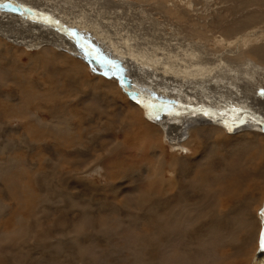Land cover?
<instances>
[{
  "label": "rangeland",
  "instance_id": "374dc122",
  "mask_svg": "<svg viewBox=\"0 0 264 264\" xmlns=\"http://www.w3.org/2000/svg\"><path fill=\"white\" fill-rule=\"evenodd\" d=\"M43 1H51L52 4L54 1L56 4L53 7L58 6L56 10L61 11L58 16L54 15L59 19L57 25L53 24L56 30L60 31L59 27L64 26L73 30L72 32L78 31L75 32L77 37L87 40L90 45L93 44L87 36L96 39L98 37L102 41L105 39L103 42L107 47L110 45L128 56L121 63L118 61L120 54L116 58L118 63L113 60L106 62L119 67L120 73L131 87L152 96L153 99L130 96L122 87L117 67H111L92 56L91 50L84 45L80 44L83 48L80 45L79 47L87 50L88 53H85L94 62L89 58L86 61L78 52L60 51L59 48L43 42L40 36L36 39L27 37L26 44L22 42L24 38L19 37V31L16 34L9 31L0 34V42L5 41L9 45L8 48L0 46V264H135L133 261L136 264H168L165 259L170 264H264V251L259 246L260 233L264 230V217L259 214L264 208V179L261 171L264 167V128L251 127L253 124L249 121H254V118L247 114L264 116L258 110V107H264V94L261 92L264 90V65L245 54L240 58L239 52L230 57L228 54L221 56L223 45L219 42L224 39L219 33L230 28L231 21H238L241 26L244 20L264 18V0H193L194 4L191 3L192 0H162L163 7H158L156 0ZM146 4H152L154 8ZM179 4L188 12L181 11L179 7L175 8ZM3 9L14 11L12 13L18 12L17 8L5 2L0 4V10ZM25 12L27 13L26 10ZM65 12L67 17L62 14ZM38 17L47 20L44 15ZM184 20H189V23ZM73 21L92 28L89 31L92 34L86 33V30L84 32V28L74 25ZM191 21H195L198 27L191 25ZM39 23L48 25L44 21ZM196 28H207V31L202 30L208 36L206 41L202 40V33L196 31ZM69 38L72 41L74 39L70 36ZM241 38L242 36H236L235 41L238 42ZM98 52L101 54L100 50ZM168 54L173 55L172 59L178 62L174 63L175 66H169L171 61ZM219 56L224 62L217 59ZM124 62L127 63L124 68H127L128 77L124 75L126 70L122 71L121 68ZM97 64L98 70L95 68ZM163 64L169 71H165ZM208 66L213 69L207 71L210 77L204 74L205 70L201 71L209 68ZM222 66L228 70L219 69ZM198 67L200 72L196 71ZM190 69L196 73L193 74ZM138 78L145 79L144 84ZM173 78L181 83L178 85ZM192 83L196 84L194 90ZM200 84L207 87L209 94L206 97L191 98L194 94L189 93L198 94L196 89H199ZM140 85L145 87L141 88ZM167 88L178 91L182 97L163 95L162 92ZM232 89L234 94H231ZM221 93L226 96L222 97ZM219 97H222V101ZM122 100H126L124 104ZM211 108L216 109V112ZM37 116L41 122L37 120ZM196 117L204 120L197 124ZM215 120L217 122H213ZM241 120L245 123H241ZM133 122L135 126L132 125ZM189 122L194 124L190 126V135H185L183 133ZM147 125L152 133L160 134V143L168 149L169 160L173 157L172 152H179L185 158L193 160L194 164L191 163L194 167L210 165L221 171L228 163L232 169L224 174L231 178L238 177L242 168L245 176L243 184L251 185L252 191L260 196L256 202L259 204L255 208L253 204V210H248L254 217L257 214L255 223L246 225L237 216L228 221L218 219L222 209L228 208V204L225 205L221 193L214 188L216 184L198 176L200 183L206 186L208 182L209 188H213L210 189L212 196L207 195L205 200H195L192 196L184 199L192 212L198 210L202 215H207L197 227L202 230H188L184 238H176L174 234L170 239L160 231L156 233V237H152L155 232L152 219L148 217L136 220L139 216H145L141 205L137 206V196L147 186L145 171L139 168L144 158L142 149L134 142V139L141 136L132 133L131 138L127 134L131 127L137 128V132L143 130L148 133V130H144ZM200 128H204L200 136L205 140L206 150L196 154L188 147V141L192 139V133ZM213 128L223 132H218L216 136L217 141L221 139L225 142L218 147L219 152L211 147L213 136L217 132ZM229 128L236 130L229 131ZM248 133L254 134L258 145L242 139ZM120 142L124 147L120 146ZM124 149L136 154L140 160L137 170L133 169L132 175L129 171L125 178L122 176L127 173L115 172L112 161ZM188 154L194 156L187 157ZM125 157L129 158V155ZM154 162L155 159L150 157L147 164L143 165L152 166ZM242 162L248 165L240 167ZM109 163L110 167L103 166ZM194 169L195 175L190 173L189 177L198 182ZM49 177H54L55 186L50 184ZM184 178L187 183L186 177ZM239 186L245 188L241 183ZM235 194L234 197L240 201L244 199L238 193ZM68 195L74 205H71V199L67 200ZM171 204L176 203L174 200L164 203L159 210L168 212ZM17 215H22L24 220L22 224L24 222L26 235L23 237L16 234L19 229ZM214 219H217L216 225H222L225 231L223 234L227 237L223 240L214 239L207 232ZM79 223L85 225V237H70L73 236L71 232L68 233L71 231L70 225L73 227ZM143 235H146L145 242L148 241L153 246L136 250L140 244L138 240ZM7 236L10 238L5 240ZM164 239L173 244L165 259L159 247V241ZM198 245H201V251L197 249ZM190 246L191 251L187 252ZM79 249L85 250L80 252ZM140 250L144 252L140 253ZM91 256L98 258L90 260ZM161 256L163 262L159 259Z\"/></svg>",
  "mask_w": 264,
  "mask_h": 264
},
{
  "label": "bare ground",
  "instance_id": "6f19581e",
  "mask_svg": "<svg viewBox=\"0 0 264 264\" xmlns=\"http://www.w3.org/2000/svg\"><path fill=\"white\" fill-rule=\"evenodd\" d=\"M58 1V0H57ZM142 1V0H141ZM202 1V0H201ZM9 3L11 4L14 8H17L18 12H19V15H18V12L17 13H12L14 11H9V10H0V13L1 11H3V13L0 15V34L3 32V31H9V33H17L18 31L21 32V34H19V37L21 38H24L22 42H25L27 44V37H30L31 39H36L38 36H40L43 40V42H46L47 44H51L53 46H55L56 48H59L60 51H70L71 53L74 52H78L80 53L79 55H81L83 57V59H85L87 61V59H92L91 56H88V53L87 50L86 53L84 51V49H81L79 47V45H84L86 49H89L91 50V54H93L92 56H95L97 58H99L100 60L104 61L105 64L111 66V67H114L116 68V65L113 66L109 63L106 62V60L108 61H111L113 60L115 63H118L116 61V58H117V55L120 54V59L118 60L119 63H121V60L123 59H126V57L128 58V56L124 55V53L120 50H116L115 48L111 47L110 45H108V47L106 46V44L103 42L105 39L100 40V38L97 37L96 38H90L87 36L88 40H90L92 42V44L94 45H90L88 44L87 40H80L77 35L75 34V32H78V31H75V32H72L73 30H69L68 28L64 27V26H60L59 29L62 33L66 34H62L60 31L56 30V28L53 27V24L57 25V20H59L58 18H55L54 15L58 16L61 11H57L56 9H58V6L54 5L55 7H53V4H56L53 2V4L51 3V1L49 3H45L43 0H0V4L1 3ZM153 1H151L152 3ZM156 2L158 3V7H163L164 6V1L162 0H156ZM148 3V2H147ZM182 3V2H181ZM192 4H194V1L192 0L191 2ZM156 4V3H155ZM184 4V3H182ZM3 5V4H2ZM22 5L24 7H22ZM148 5L149 7L151 8H154L153 6H151L150 4H146ZM154 5V4H153ZM157 5V4H156ZM196 5V4H195ZM4 6V5H3ZM9 8L11 7L10 5H8ZM176 6V5H175ZM181 5L179 4V6H176L175 8L179 7L181 9V11H187L186 9H184L185 7H180ZM26 7V8H25ZM174 7V5H173ZM146 8V7H145ZM191 9V8H190ZM14 10V9H13ZM25 10L27 11V13L25 12ZM63 16L65 15L66 16V12L65 13H62ZM6 15V16H5ZM44 15V18L47 19V20H44L42 19L41 17H38V16H43ZM9 16L10 19L7 17ZM67 17V16H66ZM64 17V18H66ZM61 18V17H60ZM69 19V18H68ZM258 19V18H257ZM256 18L254 19H249V20H244L242 23L243 25L240 26L239 22H235V21H231V23L229 25H231L230 28H228L227 30H222V32H220V36H224V39H222L221 41H219L220 43H222L223 45V48H222V52L220 53V55H225L228 54L230 57V55H234L236 54L237 52H239L241 55H240V58H242V54H245L246 56H250L252 57V59H254L255 61H257L258 63L264 65V18H259V20H257ZM40 21H44V22H48V25L46 24H40L39 22ZM185 22H188L189 23V20H184ZM74 22V21H73ZM193 24V26L195 27H198L195 25V21H191ZM190 22V23H191ZM201 22L200 21V25H201ZM204 22V21H203ZM209 23V22H208ZM224 23V22H223ZM241 23V24H242ZM203 24V23H202ZM205 24V23H204ZM70 25V24H69ZM74 25H78V27L80 28H84V30H86L88 33L89 31H92L90 29V27H87L84 25H80V24H77L76 22H74ZM190 25V24H189ZM207 25V24H206ZM59 26V25H58ZM192 26V27H193ZM204 26V25H202ZM208 26V25H207ZM205 27V26H204ZM209 27H211V25L209 24ZM51 29H54L56 31H53ZM193 29V28H192ZM195 29V28H194ZM205 29V31H207V28H202V29H198L202 35V40H205V39H208V36L207 34H203L202 30ZM77 30V27L76 29ZM191 30V29H190ZM197 28H196V31H198ZM81 31V32H83ZM103 31V30H102ZM195 31V30H194ZM208 31L211 33L210 29L208 28ZM85 32V31H84ZM199 32V33H200ZM6 33V32H5ZM15 33V34H16ZM80 33V32H79ZM91 33V32H89ZM198 33V34H199ZM206 33V32H205ZM208 33V34H210ZM30 36H29V35ZM92 34V33H91ZM196 34V33H195ZM8 35V34H7ZM97 35V33H96ZM103 35V34H102ZM16 36V35H14ZM72 37L75 39H72L69 38ZM236 36H242L241 40H238V42L235 41V37ZM93 37V35H92ZM200 37V38H201ZM17 38V37H16ZM85 38V37H84ZM211 38V37H210ZM70 39V40H69ZM214 40L217 42V36L216 34H214ZM206 41V40H205ZM204 41V42H205ZM36 42V41H35ZM107 42V41H106ZM6 42L5 41H1L0 42V46L3 47V48H8L7 46V43L5 44ZM30 43H33V42H30ZM38 43V42H37ZM188 44V43H187ZM33 45V44H32ZM80 45V46H81ZM126 45V44H125ZM11 47V46H10ZM13 47V46H12ZM82 47V46H81ZM94 47V48H93ZM116 47V46H115ZM220 47V46H219ZM83 48V47H82ZM122 48V47H121ZM11 49V48H9ZM184 49V48H183ZM5 50V49H4ZM46 50V49H45ZM101 51V54L100 52L98 51ZM10 51V50H9ZM42 51V50H41ZM95 51V53H94ZM135 51V50H134ZM172 51V50H171ZM246 51V52H245ZM117 52V53H116ZM119 52V53H118ZM171 53V52H170ZM172 54V53H171ZM171 54H168L169 55V58H170V67L174 65V63H178L176 62L174 59V56L171 55ZM238 54V53H237ZM90 55V54H89ZM162 56V55H161ZM236 56V55H235ZM135 57V56H134ZM224 57V56H223ZM233 58V57H232ZM231 58V59H232ZM82 59V60H83ZM161 59V58H160ZM217 59L221 60L222 58L219 56ZM224 59V58H223ZM95 61V60H94ZM93 61V62H94ZM189 61V60H188ZM193 61V60H192ZM207 61V60H205ZM204 61V62H205ZM223 61V60H221ZM75 62V61H74ZM190 64H191V61H189ZM203 62V61H201ZM224 62V61H223ZM251 63V62H250ZM71 64V63H70ZM113 64V63H112ZM125 64H127L126 62H124L121 66L122 71L127 68H124ZM138 64V63H137ZM104 65V64H103ZM165 65H167L165 63ZM165 65L163 64V68L165 69V71L167 70L168 67H165ZM224 65V64H223ZM84 66V65H82ZM97 67H95L97 70L99 68L98 64L96 65ZM130 66V65H129ZM156 66V65H155ZM161 66V65H160ZM168 66V65H167ZM252 66V65H251ZM250 66V67H251ZM80 67V65H79ZM102 67V66H101ZM106 67V66H105ZM196 67V66H195ZM195 67H194V70H195ZM206 67V66H205ZM209 67V66H208ZM84 68V67H83ZM113 68V69H114ZM219 68V67H218ZM193 69V68H192ZM219 69H226L228 70L225 66H222L221 68ZM117 70V69H116ZM130 70V69H129ZM134 70V69H133ZM191 70V69H190ZM201 69H199L198 67V70L196 71H199ZM205 70V73L207 76L210 77V75L208 74L207 71H213V69L211 67L209 68H204L202 69L201 71ZM132 71V70H131ZM135 71V70H134ZM169 71V70H167ZM192 71V70H191ZM196 71H194L196 73ZM81 72V71H80ZM79 72V73H80ZM85 72V71H83ZM193 72V71H192ZM193 72V74H194ZM200 72V71H199ZM219 72V71H218ZM108 73V72H107ZM106 73V74H107ZM110 73V72H109ZM112 73V72H111ZM138 74V72H136ZM168 73V72H167ZM188 73L190 74V71H188ZM76 74V73H74ZM120 72H118V75H119V78H120ZM129 73H127V70L126 72L124 71V75L126 77H128ZM152 74L155 76V74L152 72ZM151 74V75H152ZM169 74V73H168ZM200 74V73H199ZM104 75V74H103ZM170 75V74H169ZM188 75V74H187ZM198 75V73H197ZM196 75V77H197ZM201 75V74H200ZM199 75V76H200ZM203 75V73H202ZM219 75V74H218ZM222 75V74H221ZM220 75V76H221ZM80 77V74L78 75ZM107 76V75H106ZM130 76V75H129ZM142 76L145 77V74H142ZM167 76V75H166ZM195 76V75H194ZM193 76V77H194ZM214 76H217V75H214ZM224 76V74H223ZM189 77V76H188ZM195 77V78H196ZM203 77V76H202ZM218 77V76H217ZM118 78V77H117ZM152 78V77H151ZM150 78V79H151ZM156 78V77H155ZM200 78V77H198ZM208 78V77H207ZM141 82H145V79H140L138 78ZM174 80H176L175 78H173ZM191 79L192 76H191ZM120 80V79H119ZM171 80V79H170ZM189 80V79H188ZM194 80V79H193ZM84 81V80H83ZM177 81V80H176ZM80 82V81H79ZM85 82V81H84ZM135 82V81H134ZM149 82V81H148ZM178 82V81H177ZM196 82V81H195ZM75 83V82H74ZM173 83V81H172ZM174 83H176L174 81ZM179 83L181 82H178L177 84L179 85ZM80 84V83H79ZM135 84V83H134ZM147 86V84H145ZM150 85V84H148ZM176 85V84H175ZM177 85V86H178ZM141 86V85H140ZM173 86V85H172ZM196 84L192 83L191 84V87L195 88ZM136 87V86H135ZM145 86H141V88H144ZM206 86L200 84L199 86V89H196V92H198V94L196 93H192L190 92L189 94L193 95L191 98H195L197 96H202V97H206L207 94H209V91L207 89V87L205 88ZM170 88V86H169ZM137 89V88H136ZM149 89V88H148ZM147 89V90H148ZM238 90V89H237ZM4 91V90H3ZM7 91V90H6ZM161 91V90H160ZM230 92V91H229ZM238 92V91H237ZM163 95L166 94L168 95V97L170 96H174V95H177L178 97H182V94L179 93L178 91H175L173 90L172 88L171 89H165L163 92ZM223 93V92H222ZM221 93V96L223 97L226 96V94H223L222 95ZM236 93V92H235ZM240 93V92H239ZM243 93V92H242ZM246 93V92H245ZM254 93V92H253ZM231 94H234L233 93V89L231 90ZM229 94V95H231ZM80 96V95H79ZM176 96V97H177ZM189 96V95H188ZM228 96V95H227ZM237 97H239L238 95H236ZM11 97V96H10ZM142 97V96H141ZM222 97H219L218 99H222ZM114 98V97H113ZM234 98V96L232 97ZM245 98V97H244ZM196 99V98H195ZM203 99V98H202ZM114 100V99H113ZM127 100V99H126ZM126 100H122L123 104H124V101ZM243 102H247V97H246V100L245 99H242ZM222 101V100H221ZM250 101V100H249ZM212 103V102H211ZM219 103V102H218ZM248 103V102H247ZM216 104V103H215ZM221 104V103H220ZM242 104V103H241ZM125 106V105H124ZM221 106V105H220ZM253 109H255V106L253 105ZM252 108V107H251ZM195 110V108H194ZM224 110V109H223ZM258 110L262 113H264V107H258ZM250 112V111H249ZM141 114H142V111H141ZM218 114V113H217ZM235 114V113H234ZM264 115V114H263ZM133 116V115H132ZM130 117V116H129ZM134 117V116H133ZM205 117V116H204ZM36 118V117H35ZM34 118V119H35ZM143 118V117H141ZM223 118V117H222ZM261 119V121H264V116L263 117H259ZM133 119V118H132ZM140 119V118H139ZM253 119V118H251ZM37 120L39 122H41V120L39 119V117L37 116ZM136 120L138 121V119L136 118ZM201 120H204V119H199V118H195V122H197V124H199V122ZM221 120V119H219ZM233 120V119H232ZM256 121V123H255ZM261 121H259L258 119H255L254 118V121H249L250 124H253L251 127L253 128H259V126H262L264 128V123H261ZM38 122V123H39ZM143 122V121H142ZM147 122V121H145ZM213 122H217L216 120L213 121ZM226 122V121H225ZM37 123V122H36ZM37 123V124H38ZM45 123V122H44ZM55 123V121L52 123V126L53 124ZM141 123V122H140ZM1 124V123H0ZM194 124V122H189V125L188 127L186 128L187 130L184 131L183 134H188L189 131L191 130L190 126ZM132 125H136L134 122ZM149 125V124H148ZM148 125L146 126L147 128H144V130H148V133H144L143 130H140V131H136L137 128L135 129H132L131 127V130L127 133L129 137L133 138L132 137V133L135 134V135H140L141 138H137V139H134V142L136 144H139L141 149H142V153H143V156L144 158L142 159L141 163H140V160L139 158H137L133 152L131 151H126V149H124L121 153L120 156L124 157L125 159L123 160L122 157L118 156V157H115L114 159H112L113 161V165H114V170L115 172L117 173H127L125 174L124 176L122 177H126L128 175V172L130 171V175H132V171L134 170H137L136 167L138 166V164L140 163V166L139 168L141 169H144V170H141V171H145L144 174H146V180H147V186H146V190L144 192H142L140 194V196H137V200L139 202L138 205H141V207L144 209V215L145 216H139L138 219L136 220H140V219H147L148 217H150L153 221V224H154V227H155V232L154 234L152 235V237H156V233L158 231L162 232L163 235H166L168 236V238L170 237H173L174 234L176 235V238H184L187 236V232L188 230H195V231H200L202 229H199L197 227L200 226V223L202 224V219H205L207 217V215H202L201 212H198L195 211V212H192L191 211V207H189V204L187 205L186 204V201L184 198H187L188 196H192V197H195V200L198 199V200H205L208 196L207 195H211V191L210 189H213V188H209L210 185H208V182L211 181V184L214 183L216 184L214 186V188L216 189V191L220 192L221 193V196L223 197L224 199V203L225 205H227L228 208H224L222 209L223 211L221 212V215L218 216V219L222 218L224 219L225 221H228V219L230 218H233L235 216L237 217H240V220H242V223H245L246 225L247 224H250V222H253L255 223L254 221H256L257 219V214H256V217H254L255 215L253 214H250L248 212V210H253L251 209L252 205L254 206V208L256 207L257 204L259 203H256L257 200L259 199V195L256 194L255 191H252V189L250 188V186L246 183V184H243L244 182V178L245 176L242 174V168L240 169V167H242L245 163L242 162L241 163V166L239 167L240 169V175H238V177H229L227 175H225L224 173L229 171L231 168V165H229L228 163L225 164L224 162V166L222 167V170L219 171L218 169H216L214 166H210V165H205V166H197V167H194L193 164H194V161L193 160H189L187 158H185L184 156L181 155V153L177 152V153H173V157L169 160L167 158V153H168V149H165L160 141V134L157 135V133H152L150 131V128L148 127ZM121 126V125H120ZM142 126V125H141ZM194 126V125H193ZM257 126V127H256ZM152 127V126H151ZM228 127H229V123H228ZM227 127V128H228ZM156 129V128H155ZM204 128H200V129H196L193 133H192V139L188 141V147L190 146V150H193L194 153H199L200 151H204L206 149L205 148V140L203 139V137L200 136V134L202 133ZM215 129L217 132H215L214 136H213V140L211 142V147L212 149L214 148L215 151L219 152L218 151V147L221 145V144H224L222 142V140H216V136L218 135V132L223 134V132L221 130H218L216 128H213ZM68 130V129H67ZM66 130V131H67ZM194 130V129H193ZM157 131V130H156ZM158 132V131H157ZM170 132V131H169ZM212 132V131H211ZM190 135V134H188ZM177 136V135H175ZM184 136V135H183ZM139 137V136H138ZM146 139H145V138ZM243 140H250L251 142L253 143H256V145L259 144L258 142V139H256V137L254 136V134L252 133H248L246 135H243L242 136ZM212 138V136H211ZM222 138H224V136H222ZM230 138V137H229ZM254 139V140H253ZM172 140H175V139H172ZM210 140V139H209ZM216 140V142H215ZM116 142V141H115ZM125 142V141H124ZM249 142V141H248ZM250 142V143H251ZM251 143V144H253ZM16 146V145H15ZM120 146L121 147H124L123 143L120 142ZM229 147V146H228ZM94 148V147H93ZM122 149V148H121ZM139 149V148H138ZM137 149V150H138ZM189 149V148H188ZM189 150V151H190ZM260 150V149H259ZM127 152H129V154H127ZM260 152V151H258ZM136 153V152H135ZM140 153V151L138 152ZM137 153V154H138ZM211 153V151H210ZM209 153V154H210ZM81 154V153H80ZM200 154V153H199ZM206 154V153H205ZM126 155H129V158L125 157ZM140 155V154H139ZM150 155L151 158H154L155 159V162L152 164V166H148V165H143L144 163L147 164V160L148 157ZM204 155V154H203ZM248 155V154H247ZM246 155V156H247ZM83 156V155H82ZM193 157L194 155H190L188 154L187 157ZM199 156V155H198ZM257 156V155H256ZM243 157V156H241ZM249 158V157H247ZM193 159V158H192ZM196 159V158H195ZM194 159V160H195ZM208 159V158H207ZM241 159V158H240ZM254 159V158H253ZM259 159V158H258ZM197 160V159H196ZM250 160V159H249ZM248 160V161H249ZM244 161V160H243ZM247 161V162H248ZM149 162V161H148ZM153 162V161H152ZM193 162V164L191 163ZM252 162V161H250ZM111 166V163L109 164H105L103 165L104 167L105 166H108L110 167ZM197 165V164H196ZM195 165V166H196ZM245 165H248V164H245ZM86 167V166H85ZM145 167V168H143ZM263 167V166H262ZM196 169V178H197V181H194L192 179V177H189L191 176V174L194 173L193 169ZM134 169V170H133ZM146 169V170H145ZM194 169V170H195ZM250 169V168H249ZM55 169H53L54 171ZM140 170V169H139ZM138 170V171H139ZM82 171V170H81ZM262 171V178L264 179V167L263 169L261 170ZM75 172V171H74ZM80 173V172H78ZM141 174V173H140ZM75 175V174H74ZM129 175V176H130ZM195 175V174H193ZM256 175V173H255ZM128 176V177H129ZM139 176V175H138ZM198 176H201L202 178H204L205 181H208L206 184V186H204L203 183H200L199 180H198ZM259 176V175H258ZM261 176V175H260ZM55 177V176H54ZM54 177L53 179H50L49 177V182L50 184H53L54 182ZM186 177V180H187V183L185 181V178ZM52 178V177H51ZM195 178V179H196ZM248 178V177H247ZM123 179V178H121ZM253 179H251L252 181ZM125 181V180H124ZM246 181V180H245ZM248 181V180H247ZM255 182V181H254ZM41 183V182H40ZM205 183V182H204ZM240 183L242 185L245 186L244 187H240ZM245 183V182H244ZM54 185V184H53ZM41 186H42V183H41ZM55 186V185H54ZM258 186V185H257ZM86 187V186H85ZM49 189V188H48ZM68 189V188H67ZM72 189V188H71ZM242 189H244V192H242ZM45 191V190H44ZM67 190H65L66 192ZM69 191V190H68ZM213 191V190H212ZM47 192V191H45ZM56 192V191H55ZM59 193V192H58ZM57 193V194H58ZM71 193V192H69ZM213 193H216V192H213ZM235 193H238L239 197H244V199L242 201H240L238 198H235L234 196L236 195ZM258 193V192H257ZM217 194V193H216ZM60 195V194H59ZM218 195V194H217ZM212 196V195H211ZM219 196V195H218ZM22 197V196H21ZM67 197V196H66ZM211 198V197H210ZM57 199H59V196L57 195ZM71 199V205H74V203L72 202V198H70V195H68V198L67 200H70ZM220 199V198H219ZM234 199V200H233ZM8 200V199H7ZM63 200V199H62ZM174 200V202L176 204H171V207L168 208V212H165L166 210L163 211H160L159 208L164 204V203H167V202H170ZM187 200V199H186ZM210 200V199H208ZM233 200V201H232ZM60 201V199L58 200ZM220 201V200H219ZM65 202V201H64ZM70 202V201H69ZM217 202V201H216ZM232 202V203H231ZM194 203V202H192ZM65 204V203H64ZM202 204V203H201ZM42 205V204H41ZM68 205V203H67ZM193 205V204H192ZM217 205V203H216ZM261 205V204H260ZM259 205V206H260ZM170 206V205H169ZM122 207V206H121ZM126 207V206H125ZM140 207V206H139ZM199 206H197L198 208ZM258 207V206H257ZM3 208V207H2ZM72 208V207H71ZM164 208V207H163ZM166 208V207H165ZM164 208V209H165ZM218 209V208H217ZM221 209V208H220ZM258 209V208H256ZM1 210V209H0ZM201 210V209H200ZM18 211V210H17ZM124 211V210H123ZM212 212V211H211ZM257 213V212H256ZM134 214V213H133ZM209 215V214H208ZM253 215V216H252ZM30 217V216H29ZM136 217V216H135ZM216 217V216H215ZM17 222L19 223V229L18 231L16 232L17 236H25L26 235V230L25 229V226L22 224V221H24L22 218V215H17ZM124 218V217H123ZM238 219V218H237ZM30 220V219H29ZM134 220V219H133ZM132 220V221H133ZM212 220V219H211ZM221 220V219H220ZM232 220V219H231ZM260 220V219H259ZM216 221L217 219H214L211 224L208 226L207 228V232L214 238V239H218V240H223L224 237H227L226 235H224L223 233L225 232L223 230V228L219 225H216ZM233 221V220H232ZM258 221V220H257ZM261 221V220H260ZM39 222V221H38ZM205 222V221H204ZM221 222V221H220ZM240 222V221H238ZM259 222V221H258ZM16 223V221H15ZM17 223V224H18ZM234 224V222H232ZM236 223V222H235ZM34 224V223H33ZM36 224V223H35ZM39 224V223H38ZM149 224V223H148ZM75 225L77 228H75ZM237 225V224H236ZM29 226V225H28ZM35 226V225H34ZM40 226V225H38ZM71 226V231H69L68 233H72L71 235L73 236H70V237H85V233L83 232V228L85 227V225L83 223H79V224H74V226L72 227ZM225 226V225H224ZM235 226V225H234ZM257 226V225H256ZM255 226V227H256ZM16 227V226H14ZM32 227V226H31ZM42 227V225H41ZM13 228V226H12ZM30 228V226H29ZM35 228V227H33ZM38 228V227H37ZM70 228V227H69ZM260 228V227H259ZM15 229V228H14ZM43 229V228H42ZM239 229V228H238ZM257 229V227H256ZM33 230V229H32ZM68 230V229H67ZM204 230V229H203ZM236 230V229H235ZM250 229H248V232H249ZM34 231V230H33ZM251 231H253L251 229ZM259 231V230H258ZM191 232V231H190ZM247 232V233H248ZM257 232V230H256ZM34 233V232H33ZM259 233V232H257ZM4 234V233H3ZM14 234V233H13ZM36 234V233H35ZM205 234V233H204ZM240 234V233H239ZM246 234V232H245ZM5 235H8V234H5ZM160 235V234H159ZM157 235V236H159ZM200 235V234H199ZM203 235V234H202ZM248 235V234H247ZM249 235H250V232H249ZM89 236V235H88ZM151 236V235H150ZM253 236V234H252ZM251 236V237H252ZM255 236V235H254ZM253 236V237H254ZM48 237V236H47ZM235 237V236H234ZM239 237V236H238ZM10 237H6L4 238L5 240H8ZM13 238V236H12ZM11 238V239H12ZM28 238V237H27ZM87 238V237H86ZM144 238H146V235H143L141 237L140 240V244L137 246L138 248H135L136 250L137 249H140V247H145L146 249H149V247H152L153 244L152 243H148L145 242L146 240H144ZM149 238V237H148ZM255 238V237H254ZM19 239V238H18ZM26 239V238H24ZM23 239V240H24ZM153 239V238H152ZM157 239V238H155ZM171 239V238H170ZM239 239V238H238ZM0 240H2L0 238ZM13 240V239H12ZM78 240V239H77ZM244 240V238H243ZM256 240V239H255ZM107 241V240H105ZM157 241V240H156ZM249 244L251 245V240H249ZM254 241V240H252ZM207 242V241H205ZM14 243V242H13ZM163 244H164V247H163ZM212 244V243H211ZM244 244V243H243ZM10 245V244H9ZM12 245V244H11ZM136 245V244H135ZM203 245V244H202ZM254 245V244H253ZM173 246V244H171L170 242L167 241V239H164L163 241H159V247H160V252L163 256V258L165 259V255L166 254H170V251H171V247ZM244 246V245H243ZM13 247V246H12ZM200 247L201 245H198V250H200ZM241 248V247H240ZM13 249V248H12ZM218 249V248H217ZM85 249H79L80 252H84ZM145 250V249H144ZM144 250H140L139 252H144ZM213 250V249H212ZM215 250V249H214ZM78 251V252H79ZM191 251V246H190V249L187 251L189 252ZM121 252V251H120ZM218 252V250L216 251ZM236 252V251H234ZM238 252H239V249H238ZM91 253H96V252H91ZM214 253V252H213ZM233 253V252H231ZM237 253V252H236ZM83 254V253H82ZM143 254V253H142ZM96 255V254H95ZM135 255V254H134ZM144 255H146L144 253ZM144 255H142L144 257ZM232 255V254H231ZM235 255V254H234ZM85 256V255H84ZM140 256V255H139ZM138 256V257H139ZM142 256H141V259H142ZM162 256L159 257V259L161 258L162 259ZM167 256V255H166ZM218 256V255H217ZM236 256V255H235ZM242 256V255H241ZM112 257V256H111ZM149 257V256H148ZM85 258V257H84ZM98 258V257H97ZM96 256H91L89 257L90 260H96L97 259ZM168 258V257H166ZM238 258V256H237ZM108 259V258H107ZM160 259V260H161ZM258 259V258H257ZM136 260V258L134 259ZM148 260V259H147ZM158 260V261H160ZM167 260L168 264H170V261L168 259H165ZM239 260V259H238ZM83 261V260H82ZM138 261V260H137ZM162 261V260H161ZM135 262V264L137 263L136 261H133ZM151 262V261H150ZM149 262V263H150ZM163 262V261H162ZM235 262V261H234ZM132 263V262H131ZM158 263V262H157ZM88 264V263H87ZM139 264V262H138ZM143 264H145V262H143ZM230 264V263H229Z\"/></svg>",
  "mask_w": 264,
  "mask_h": 264
},
{
  "label": "water",
  "instance_id": "95a60500",
  "mask_svg": "<svg viewBox=\"0 0 264 264\" xmlns=\"http://www.w3.org/2000/svg\"><path fill=\"white\" fill-rule=\"evenodd\" d=\"M117 67V66H116ZM117 71L118 72H120L121 70L119 69V67H117ZM120 80H121V84H122V87L130 94V96H132V97H136V96H143V97H145V98H151V99H153L152 98V96H149V95H146V94H143L142 92H140L139 90H137V89H135V88H133V87H131L128 83H127V81L124 79V77H123V75L122 74H120ZM146 105H149L147 102H146ZM249 115H252V116H254L256 119H258V120H261L260 118H259V116H256V115H254V114H251V113H248Z\"/></svg>",
  "mask_w": 264,
  "mask_h": 264
},
{
  "label": "snow or ice",
  "instance_id": "6c2138e0",
  "mask_svg": "<svg viewBox=\"0 0 264 264\" xmlns=\"http://www.w3.org/2000/svg\"><path fill=\"white\" fill-rule=\"evenodd\" d=\"M262 94H264V90H261ZM241 123H245V121L241 120ZM261 123H264V121H261ZM229 131H232L231 128H229ZM260 216L264 217V208H262L260 210ZM259 246H260V250L264 251V230L261 231L260 233V237H259Z\"/></svg>",
  "mask_w": 264,
  "mask_h": 264
}]
</instances>
